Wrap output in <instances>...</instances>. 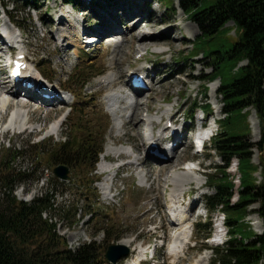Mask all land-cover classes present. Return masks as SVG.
Here are the masks:
<instances>
[{
    "label": "rangeland",
    "instance_id": "1",
    "mask_svg": "<svg viewBox=\"0 0 264 264\" xmlns=\"http://www.w3.org/2000/svg\"><path fill=\"white\" fill-rule=\"evenodd\" d=\"M84 1L5 0L7 8L2 7L0 2V31L10 28L24 34V43L19 46L29 55L31 70L35 75L44 74L53 85L68 88L79 100L76 106H65L62 109L49 106L48 109H41L34 99L20 101L8 95L6 89L9 86L0 84V100L6 103L0 104L1 129L7 126L5 122L18 108L17 104L22 105L15 118L14 129L5 132L0 130V163L6 160L9 149L13 154L21 151L22 155L14 167L34 176L17 185L14 193L18 199L30 202L51 190V195L55 194L54 202L57 206V210L51 214L58 223V234L66 240L70 250H76L94 240L98 252L97 264H111L105 254L111 245L120 244L121 241H132L130 246L134 252L119 262L130 264L138 255L136 249L142 245L149 246L151 241L153 249L155 245L162 246V239L165 246L158 252L157 264H211L214 251L222 246L220 239L216 238L218 232V236L221 234L219 224L225 220L224 213L216 211L208 216L211 217V234L207 240L203 229L195 228V225L200 220L206 221L207 202L204 195L215 193L211 185L215 175L221 174L220 167L224 162L214 151L212 142L207 144L201 155H196L192 144L191 148L186 145L179 149L170 162L158 160L147 151V142L162 128V121L173 115L179 120H182L183 115L191 119L189 114L199 107L192 118L196 120V132L203 118L200 107L206 103H211L214 108L208 124L213 127L215 135L219 132V124L215 126L214 121L221 120L224 113L223 98L218 94L221 81L210 84V90L206 91L205 82L201 79L211 72L212 60L205 57L210 47L204 40H199L200 29L181 9L179 0H174L171 7L166 5L169 0H93V6ZM128 8L131 11L142 9L144 16L155 14V17L149 18L155 30L151 31L148 27L144 29L146 34L153 36L152 39H131L132 32L128 29L134 25L135 17H128L130 22H126ZM61 15L70 21L57 23L58 18L62 20ZM102 21L116 24L120 32L118 35H121L119 45L103 48L99 44L91 49L90 54H80L81 58L77 60L79 51L76 47L79 45L65 38L62 31L74 32V29L82 26L88 30L101 31L100 26L104 24ZM233 26V22L227 24V27ZM140 29L142 26L138 33ZM236 35L234 29L221 35V40L225 43L233 42ZM62 37L67 42L62 43ZM139 42L153 44L148 49H139ZM197 42L202 54L187 59L197 49ZM142 55L155 63L161 76L153 78L152 90L135 96L141 101L140 109L137 110V117H132L133 120L128 123L138 106L136 101L130 103L132 98L127 94L126 75ZM3 64L0 58L1 68ZM72 64H77V67L73 68ZM244 64L241 62L240 66ZM144 65L139 63V68ZM84 80L86 85H83ZM71 98L75 100L73 95ZM108 99L112 102L111 106L107 105ZM245 112L247 116L238 111L233 112L234 130L241 137L249 135L247 141L255 145L261 140L260 122L254 108L250 107ZM253 118L258 121L257 125L252 124ZM138 122L139 127L133 125ZM78 123L85 127L82 132L77 129ZM87 131L92 132L97 143L105 139L104 152L110 141V154L104 160L101 156L94 173H89L88 166L80 170L71 168L70 182L55 178L54 169L58 166L51 157L58 154L56 144L75 142L76 138L86 136ZM37 143H40L39 146L44 143V156L40 160H37L39 148L33 147ZM252 152L253 163L259 165V169L251 183L260 185L264 183V155L257 148ZM191 159H195L194 166L201 167L200 173L184 169ZM233 162L227 173L235 181V199L232 203H237L242 188V175L238 169V159ZM101 163H104L103 167ZM163 164H169V168L161 171L160 166ZM154 167L156 170L152 171ZM248 178L250 175H247ZM105 185L111 186L109 191L104 190ZM189 193L195 196L188 198ZM172 196L179 201L186 197L184 208L189 211V221L185 230L188 234L193 233L184 252L178 253L176 263L169 254L173 240L171 234L175 230L179 234L183 229H173L170 223L166 206ZM60 207H69L77 211L78 215L66 221L59 213ZM258 208V204L250 206L249 210L253 211L247 215L245 222L255 233L261 234L264 231L263 220L254 212ZM89 212L95 213L91 215ZM225 231L227 227L222 229L221 235L224 238ZM73 235L81 237L76 239Z\"/></svg>",
    "mask_w": 264,
    "mask_h": 264
},
{
    "label": "trees",
    "instance_id": "2",
    "mask_svg": "<svg viewBox=\"0 0 264 264\" xmlns=\"http://www.w3.org/2000/svg\"><path fill=\"white\" fill-rule=\"evenodd\" d=\"M179 2L181 9L198 25L201 32L199 40H204L210 47L205 57L212 60L211 72L201 77L206 91L210 90L211 83L221 80L218 94L223 98L224 113L223 118L217 120L220 129L212 144L224 164L220 167L221 174H216L212 182L215 194L205 197L208 213H225L229 238L224 246L215 251L212 264H264V232L255 233L245 222L253 204H259V209L254 212L264 221V183H251L259 169L253 163L252 151L257 148L264 155V0ZM167 3L170 7L175 1L169 0ZM229 22H233L234 26L227 27ZM234 29L237 37L233 42H223L221 35ZM196 47L186 58L202 54L199 42ZM244 61L247 64L240 66ZM250 107L256 110L261 126V140L255 145L247 141L249 135L241 137L234 130L233 112L247 116L244 111ZM204 109L209 114L214 110L211 103H206ZM195 114L196 109H193L191 116ZM76 126L80 132L85 129L81 123ZM247 126L250 128L249 123ZM85 135L76 138L75 142L56 144L58 154L52 155L51 160L73 170L88 166L89 173H94L100 154L104 151L105 139L97 143L91 131ZM39 145H33L39 148L37 160L44 156V143ZM21 155V151L13 154L9 149L6 160L0 163V264H97L98 252L94 240L72 251L58 234V223L51 214L57 210L55 194L51 195V190L32 202L22 201L15 195L17 185L34 178L14 167ZM235 159L239 160L242 188L237 203H232L235 184L227 169ZM247 175L250 178L247 179ZM59 213L66 221L78 215L69 207H60ZM199 226L207 237L210 226L202 222Z\"/></svg>",
    "mask_w": 264,
    "mask_h": 264
},
{
    "label": "bare ground",
    "instance_id": "3",
    "mask_svg": "<svg viewBox=\"0 0 264 264\" xmlns=\"http://www.w3.org/2000/svg\"><path fill=\"white\" fill-rule=\"evenodd\" d=\"M84 1V0H83ZM88 1H90V2H88ZM87 5H92L93 6V4H92V2H93V0H85L84 1ZM130 8V7H129ZM129 8H128V13L125 15L126 16V22L127 23H129L130 21H128V17H131L133 14H135V13H137L138 14V16L139 17H137V21L135 20L134 22V25L132 26V27H130L129 29H128V31H130V33L132 34V38L131 39H134V40H136V39H138V41H142V40H144V41H147V40H149V39H152L153 38V36L152 35H150V34H146L145 33V30L144 29H146V27H148V28H150L151 29V31L154 29L155 30V28H154V24H150V17H155V14H151V15H149V16H144V14L142 13V9H134L133 11H131V10H129ZM140 13V14H139ZM65 19H68L66 16H62V20H65ZM134 20V19H133ZM104 24L102 25V26H100L101 27V31H93L94 33H96V34H103V33H107V32H110V33H112V32H118L119 31V29L117 30V26H116V24L114 23V22H110V21H102ZM142 26V30L140 31V33H138V29H139V27H141ZM73 29V27L70 29V30H72ZM75 31L74 32H69V31H62V33L64 32V34H63V36L65 37V38H67V39H70V40H72V41H74V42H76V45H81V42L80 41H78V37L80 36V33H82L83 32V28L82 27H80L79 29L78 28H76V29H74ZM90 31H92V30H90ZM170 31H171V29H170ZM17 33V32H16ZM69 34V35H68ZM119 34H120V32H119ZM118 35V34H117ZM14 36V35H13ZM1 32H0V42H1ZM165 41V40H164ZM123 42V41H122ZM130 42V41H129ZM132 42V41H131ZM130 42V43H131ZM166 43H167V41H166ZM171 43V42H170ZM170 43H168V44H170ZM136 44V43H135ZM138 44V43H137ZM153 43H151V42H139V44L137 45V47L140 49L141 47H144L145 49H148L151 45H152ZM161 45H163V44H161ZM175 45V44H174ZM172 46V45H171ZM133 47V46H132ZM142 51V50H141ZM3 52H5V48H4V43L3 44H0V58H2L3 59V57H2V54H3ZM143 52V51H142ZM30 69H31V67H30ZM39 75V74H38ZM8 76H10V75H8ZM110 83L111 84H113L114 83V81H110ZM1 84V83H0ZM12 93H13V90L11 91ZM11 92H8V93H11ZM28 93H29V95H31V96H33V95H35V96H38L37 95V92H34V93H31L30 91H28ZM11 103V102H10ZM0 104L1 105H5L6 103H5V101H2V99L0 100ZM19 104V103H18ZM17 104V106H18V108H15L14 109V111H13V113H12V116H10V119L8 120V123H7V126L4 128V130L3 129H1V128H3V126L1 125V128H0V130L2 131V132H5V131H9V130H12V129H14V125H16L15 123H16V121H15V118H16V116L18 115V111H20V106H22V105H18ZM21 104V103H20ZM13 105V104H12ZM136 105L138 106L137 108H136V110L134 109V113H133V115H132V117H137V110H139L140 109V105H141V101L139 100V98H136ZM13 110V109H12ZM18 117V116H17ZM132 117H131V119H130V121L128 122V123H130L131 122V120H133L132 119ZM3 118V117H2ZM18 119V118H17ZM19 120V119H18ZM135 120H136V118H134V122H135ZM21 121V120H20ZM257 120H256V118H253V122H252V124H256L257 125ZM19 124V123H18ZM139 124H140V122H138V123H135V124H133V125H137V127H139ZM5 125V124H4ZM24 125H25V123H24ZM25 127V126H24ZM213 127H210V129L213 131L214 129H212ZM20 129V128H19ZM137 129V128H136ZM17 130V129H16ZM134 130H135V128H134ZM15 131V130H14ZM214 132V131H213ZM138 135V134H137ZM110 145H111V142L109 141V144L107 145V148H106V150H105V152L102 154V157H103V160L104 159H106V157L110 154V152H111V147H110ZM195 150H197L196 148H195ZM177 152L175 151V154H176ZM150 156H152V157H154V158H156V159H160V160H162L160 157H158V156H156V155H151V154H149ZM165 162H170V160H164ZM104 164V163H103ZM103 164L101 163V166L103 167ZM173 164H175V162L173 163ZM108 166V165H107ZM177 166V165H176ZM167 168H169V164H163V165H161L160 166V170L161 171H164L165 169H167ZM151 170L153 171H155L156 169H155V167L154 168H151ZM162 173V172H161ZM104 187V186H103ZM110 188H111V186L110 185H105V187H104V190H106V191H109L110 190ZM175 198V197H174ZM183 217H185V218H187L188 217V212H185V213H183V214H181ZM187 223V221H180V220H175V221H172L171 222V224H172V226H173V229H175V228H179V227H181V229H184V227L187 225L186 224ZM260 227V226H259ZM74 236V235H73ZM177 236V239H173V241H172V243L170 244V250H169V253L171 254V256H172V259H173V262L174 263H176L177 262V260H178V250L180 249H182V248H184V246L187 244V241H188V239H189V235L187 234V232H186V230H183L181 233H179V234H177L176 235ZM76 239H78V238H80L81 236L80 235H75L74 236ZM73 237V238H74ZM72 238V239H73ZM121 245H124V246H128V247H131L130 245H132V241H121V243H120ZM136 249V248H135ZM134 249V250H135ZM137 250V249H136ZM141 253L142 252H145V250L144 249H142L141 251H140ZM139 256H137L135 259H133L131 262H130V264H138V261H139ZM203 262V261H202Z\"/></svg>",
    "mask_w": 264,
    "mask_h": 264
},
{
    "label": "water",
    "instance_id": "4",
    "mask_svg": "<svg viewBox=\"0 0 264 264\" xmlns=\"http://www.w3.org/2000/svg\"><path fill=\"white\" fill-rule=\"evenodd\" d=\"M54 175L62 181L71 180L70 169L65 165L58 166L54 169ZM131 252L130 247L121 244L111 245L108 248L105 257L113 264H118L119 261L127 256Z\"/></svg>",
    "mask_w": 264,
    "mask_h": 264
}]
</instances>
